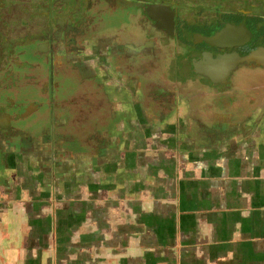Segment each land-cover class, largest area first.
I'll return each instance as SVG.
<instances>
[{
	"label": "crops",
	"instance_id": "crops-1",
	"mask_svg": "<svg viewBox=\"0 0 264 264\" xmlns=\"http://www.w3.org/2000/svg\"><path fill=\"white\" fill-rule=\"evenodd\" d=\"M135 55L23 136L0 115V264H264V84Z\"/></svg>",
	"mask_w": 264,
	"mask_h": 264
},
{
	"label": "flooded vegetation",
	"instance_id": "flooded-vegetation-1",
	"mask_svg": "<svg viewBox=\"0 0 264 264\" xmlns=\"http://www.w3.org/2000/svg\"><path fill=\"white\" fill-rule=\"evenodd\" d=\"M225 25L239 34L221 38L217 46L195 37L211 36ZM124 35L132 41L123 42ZM259 46H264V0H0V115L15 114V119L8 114L7 127L22 136L40 128L46 121L35 117L50 95L63 90V100L70 102L75 95L68 90L77 93L76 85L91 83L95 51L107 49L128 64L139 50L147 75L164 59L171 69L194 72V61L244 55ZM213 67L227 66L222 61ZM250 67L256 66L236 64L227 84Z\"/></svg>",
	"mask_w": 264,
	"mask_h": 264
},
{
	"label": "water",
	"instance_id": "water-1",
	"mask_svg": "<svg viewBox=\"0 0 264 264\" xmlns=\"http://www.w3.org/2000/svg\"><path fill=\"white\" fill-rule=\"evenodd\" d=\"M153 19L155 15L150 10L147 12ZM238 29L232 25H225L220 31L216 32L211 36H196L195 37L199 41H205L211 46H217L218 40L227 36L233 35ZM239 34L238 31L236 33ZM238 37V36H237ZM233 45H237V41L232 40ZM226 62L225 70H216L213 66L219 65L221 62ZM251 64L253 66H262L264 68V46L256 47L255 49L249 51L244 55H239L234 53L232 55H223L217 58H209V59H201L198 61H194L193 66L195 68V72L201 73L211 79L212 81L225 80L229 74L231 68H235L236 64Z\"/></svg>",
	"mask_w": 264,
	"mask_h": 264
},
{
	"label": "rangeland",
	"instance_id": "rangeland-1",
	"mask_svg": "<svg viewBox=\"0 0 264 264\" xmlns=\"http://www.w3.org/2000/svg\"><path fill=\"white\" fill-rule=\"evenodd\" d=\"M254 69L255 68H252V67L248 69H244L246 71L247 70L249 71H247V73L242 72V74L240 75L241 80L243 81L250 80L253 83L252 85L255 84L256 86L263 85L264 84V70L259 69L258 67H256L255 70ZM256 112L257 114H262L263 110L256 108Z\"/></svg>",
	"mask_w": 264,
	"mask_h": 264
}]
</instances>
